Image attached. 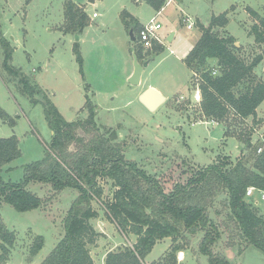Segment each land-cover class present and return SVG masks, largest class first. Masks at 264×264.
<instances>
[{
  "label": "rangeland",
  "instance_id": "obj_1",
  "mask_svg": "<svg viewBox=\"0 0 264 264\" xmlns=\"http://www.w3.org/2000/svg\"><path fill=\"white\" fill-rule=\"evenodd\" d=\"M66 1L0 0V27L16 47L10 60L12 66L27 75L37 90H43L67 120L88 117L85 106L88 94L96 106L98 125L118 131L117 141L125 157L160 178L167 190L177 182H185L206 165L225 157H229L232 164L243 158L249 153L245 139L253 125L251 141L263 146L264 102L257 109L258 124L253 117L243 120L233 113L225 122L211 120L204 116L197 100L201 98L197 92L199 76L193 74L185 58L201 36L200 20L209 24L213 15L228 11L227 30L220 31L235 36L238 45H242L241 53L250 61L264 46L256 44L250 35L256 20L248 7L264 16V0H184L181 6L176 2L166 5L160 14L146 0H72L83 9L86 4L85 11L91 18L78 36L64 33L60 28L65 22ZM188 14L194 17L192 29L187 28ZM153 16L162 24L158 34L164 50L145 68L143 87L152 84L167 97L154 111L140 101V86L126 78L128 69L133 67V51L142 46L138 39L135 42L131 39L125 22L144 25ZM173 32L175 37L169 41ZM77 41L84 60V76L73 51ZM143 53L147 59L154 51L143 50ZM210 65L215 67L216 60H210ZM255 72L258 80L264 79V59ZM19 79V75L3 67L0 43V106L4 111L0 114V137L15 134L22 151L19 158L3 167L1 175L15 182L24 180L27 164L45 156L52 139L43 104L32 103ZM42 95L38 92L35 97L42 100ZM79 133L90 136L82 129ZM99 181L104 192L101 199L93 201L98 214L91 223L100 231V236L91 246V254L95 264H106L108 252L131 246L136 236L124 233L110 218L103 202L113 199L115 188L107 179ZM31 190L46 198L41 208L19 211L7 202H0L3 221L16 234L14 248L0 264H40L63 237V219L79 193L73 188L54 192L44 183L32 184ZM226 197V193L221 192L210 208V215L222 234L212 246L213 250L225 256L228 264H264V252L247 244L236 235L233 224H227ZM246 199L264 216L260 191ZM205 233L200 227L195 233H187L190 243L185 253L177 254L178 264H210L209 257L199 250ZM37 235L44 237V245L29 260ZM170 245V237L158 242L145 263L161 259Z\"/></svg>",
  "mask_w": 264,
  "mask_h": 264
},
{
  "label": "trees",
  "instance_id": "obj_2",
  "mask_svg": "<svg viewBox=\"0 0 264 264\" xmlns=\"http://www.w3.org/2000/svg\"><path fill=\"white\" fill-rule=\"evenodd\" d=\"M146 1L157 11L166 4V0ZM248 11L256 20L250 35L256 44L264 46V16L252 7H248ZM90 21L85 9L72 0L66 1L62 31L78 36ZM229 21L228 11H225L213 15L208 25L198 23L201 36L185 62L193 74L199 76L197 90L204 116L225 122L233 113L243 120L253 117L258 124L257 109L264 102V79L258 80L255 69L264 59V48L248 61L235 36L220 31L227 30ZM125 22L138 37L143 25ZM0 43L3 67L20 76L19 82L30 94L33 104H43L45 118L52 130L45 156L27 164L25 178L19 182L7 181L1 175L3 167L22 154L19 139L15 134L0 137V202H7L19 211L41 208L46 198L31 190L35 183L49 184L58 193L65 188L79 192L63 219V237L40 264H95L91 246L96 243L100 231L92 225L91 219L98 214L93 201L101 199L104 192L100 179L111 181L115 188L113 199L103 202L110 218L124 233L136 236L131 246L108 252L106 264H146L145 259L154 246L168 237L171 238L169 250L151 264H178L177 254L186 251L190 243L187 233H195L197 227L206 232L199 250L209 257L210 264H228V259L212 247L222 234L210 215V208L221 192L227 195L224 201L228 210L227 224H233L236 235L247 244L264 252V216L246 199L249 187L264 190V149L258 153V145L251 141L255 125L245 139L249 153L243 158L232 164L230 158L225 157L198 169L185 182H177L167 190L160 178L125 157L123 147L117 141L118 131L102 129L98 125L96 106L88 94L85 103L88 117L67 120L43 90H37L27 75L12 66L14 47L1 27ZM143 50V47L136 49L140 61L154 60L164 46L154 44V53L147 59ZM73 51L84 76V60L78 41L74 43ZM210 60H216L215 67L210 65ZM38 92L43 94L42 100L35 97ZM0 114H4L1 106ZM80 129L90 136L81 135ZM0 239V260L4 261L15 246L16 234L6 226L1 214ZM43 245L44 237L37 235L30 248L29 260Z\"/></svg>",
  "mask_w": 264,
  "mask_h": 264
},
{
  "label": "water",
  "instance_id": "obj_3",
  "mask_svg": "<svg viewBox=\"0 0 264 264\" xmlns=\"http://www.w3.org/2000/svg\"><path fill=\"white\" fill-rule=\"evenodd\" d=\"M94 2V0H91ZM131 39L136 41L137 36L134 33V29H130ZM174 37V32L171 33L168 40L171 41ZM152 61L151 58L140 61L139 57L136 53V50L133 51V72L131 76L128 78V81L133 85H140L142 81V75L144 69L150 64ZM140 101L149 109V110H156L159 108L165 101L166 96L156 87L149 86L140 94Z\"/></svg>",
  "mask_w": 264,
  "mask_h": 264
},
{
  "label": "built area",
  "instance_id": "obj_4",
  "mask_svg": "<svg viewBox=\"0 0 264 264\" xmlns=\"http://www.w3.org/2000/svg\"><path fill=\"white\" fill-rule=\"evenodd\" d=\"M163 9L164 8L158 11V14H160ZM186 20L188 21L187 28L192 29L194 26L193 19H191V17L188 16ZM161 28H162V24L157 21V16H153L146 24L143 25V28L139 32L137 39L141 43V46L143 47L145 51L152 50L154 44L156 43L163 44V41L158 34V31ZM197 100H200V99H197ZM263 149H264V144L263 146L262 145L258 146L257 152L261 153ZM257 191H260L261 198L264 199V190H259L254 186H251L247 189V196H253Z\"/></svg>",
  "mask_w": 264,
  "mask_h": 264
},
{
  "label": "crops",
  "instance_id": "obj_5",
  "mask_svg": "<svg viewBox=\"0 0 264 264\" xmlns=\"http://www.w3.org/2000/svg\"><path fill=\"white\" fill-rule=\"evenodd\" d=\"M95 1V0H94ZM174 2H176L178 5H180L181 6V4H183V2H184V0H166V4H165V6L166 5H168V4H171V3H174ZM79 4H82V3H80V2H78ZM165 6L163 7L164 9H165ZM85 10H86V4H85ZM163 9V10H164ZM162 10V11H163ZM161 11V12H162ZM189 15V14H188ZM190 17H191V19H194V17H192L191 15H189ZM200 22L201 23H203L204 25H208V23H205V22H203V21H201L200 20ZM141 25H143V24H141ZM64 32V31H63ZM65 33V32H64ZM4 34V33H3ZM67 34H71V33H67ZM4 36L6 37V35L4 34ZM174 37H175V33H174ZM174 37H173V39H174ZM199 39V38H198ZM135 42V41H134ZM237 44H239V43H237ZM13 47H14V53H15V49H16V47H15V45H12ZM13 53V54H14ZM132 72H133V67L131 66L129 69H128V72H127V75H126V78H129L130 76H131V74H132ZM144 72H145V69H144ZM143 72V73H144ZM144 82H145V80H144V77H143V75H142V81H141V84L140 85H138V86H140V90H139V94H141L146 88H148V87H143L144 86ZM150 86H154V85H152V84H150ZM197 92L200 94V92H199V90H197ZM197 92H196V94H197ZM166 99H167V97H166ZM212 120V119H211ZM14 123H15V121H14ZM9 137V136H8ZM8 165V164H7ZM6 165V166H7ZM5 167V166H4ZM166 239V238H165ZM164 240V239H163ZM160 242V241H159ZM183 253H185V252H183Z\"/></svg>",
  "mask_w": 264,
  "mask_h": 264
},
{
  "label": "bare ground",
  "instance_id": "obj_6",
  "mask_svg": "<svg viewBox=\"0 0 264 264\" xmlns=\"http://www.w3.org/2000/svg\"><path fill=\"white\" fill-rule=\"evenodd\" d=\"M183 254V253H182Z\"/></svg>",
  "mask_w": 264,
  "mask_h": 264
}]
</instances>
